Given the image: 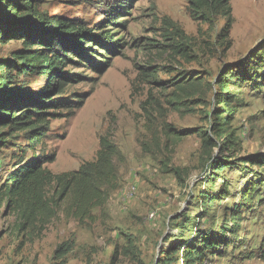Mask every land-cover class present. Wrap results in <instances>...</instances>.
Masks as SVG:
<instances>
[{
	"label": "rangeland",
	"instance_id": "rangeland-1",
	"mask_svg": "<svg viewBox=\"0 0 264 264\" xmlns=\"http://www.w3.org/2000/svg\"><path fill=\"white\" fill-rule=\"evenodd\" d=\"M42 1L43 14L89 26L104 22L106 4L126 3L124 18L116 27L122 49L114 56L92 47L109 57L110 67L104 73L91 70L87 63L73 67L72 72L84 80L70 85L63 97H85L84 106L71 118L53 120L42 144L30 148L21 133L9 139L0 150V187L20 158L28 161L56 153V161L46 166L52 173L78 170L96 159L100 138L108 131L124 161H117L118 189L111 192L105 208L93 211L94 223L79 224L60 213L42 235L33 231L21 235L14 227L15 216L0 206V264H184L185 241L196 233L216 235L221 226L228 227L233 244L217 253L195 252L188 264H264V166L241 162L249 155L264 160V0L231 1L232 45L224 51L215 45L224 22L216 32H209L206 25L192 20L187 0ZM164 18L193 37L195 60L175 61L151 49L152 44H165ZM21 48L20 41L2 44L0 38V63ZM227 66L246 70L245 80L232 88L237 112L231 127L242 152L234 158L236 164L213 182L210 164L202 161L203 143L198 134L165 150L161 126L167 121L177 130L206 128V113L214 111L213 94L206 108L182 115L167 103L172 90L167 82L186 72L215 83ZM145 67L154 68L162 86L149 78L140 80ZM27 82L31 89H40L45 79L29 78ZM143 106L153 114L151 121ZM220 155L216 150L215 156ZM168 157L172 167L185 172L182 179L164 171ZM220 191H227L228 197L218 198ZM233 219L237 220L233 223Z\"/></svg>",
	"mask_w": 264,
	"mask_h": 264
},
{
	"label": "trees",
	"instance_id": "trees-1",
	"mask_svg": "<svg viewBox=\"0 0 264 264\" xmlns=\"http://www.w3.org/2000/svg\"><path fill=\"white\" fill-rule=\"evenodd\" d=\"M231 1L187 0L192 20L206 25L209 32H216L220 22H224L215 42L222 51L232 45L230 35L234 17ZM42 2L2 1L1 43L20 41L22 48L12 51L10 57L0 63V150L13 135L20 133L25 136L30 148L35 149L42 144L53 120L71 118L84 106L85 97H63L70 85L84 80L72 72L73 67L87 63L91 70L104 73L110 67L109 57L99 55L92 47L114 56L122 49V40L118 39L116 27L120 26L119 21L124 18L128 8L124 6L126 3L106 4L104 22L89 26L80 20L43 14L40 11ZM163 22L166 26L162 35L165 44H152L151 49L158 50L157 53L162 56L168 54L175 61L178 58L184 62L195 60V46H191L193 37L169 18H164ZM95 54L101 59H97ZM153 69H141L143 73L140 74V80L149 78L150 82L162 86ZM245 71L227 66L215 83L202 75L191 77L186 72L177 74L167 82L172 89L167 103L172 111L182 115L194 113L197 107L206 108L209 95L215 97L212 102L214 111L206 113V128L177 130L167 121L161 126L167 141L165 150L169 147L173 149L189 135L198 134L203 143L202 161L210 164L213 175L210 180L213 182L222 177L224 169L236 164L234 162L237 159L234 158L242 152L241 142L231 127L237 112L233 107L236 97L232 88L245 80ZM29 78H44V85L40 89H31L27 82ZM162 90L166 88L162 87ZM142 110L151 121L153 114L144 106ZM156 143L160 148L159 140ZM216 150L221 152L220 157L215 156ZM170 152L174 153L173 150ZM96 154L94 161L85 162L78 170L61 174H54L46 167L48 163L56 161V153L34 156L28 161L20 158L0 187V206H5L8 213L15 216L16 231L21 235L30 231L42 235L60 213L79 224L94 223L96 217L93 211L105 208L111 192L118 189L117 161H124L123 153L110 131L100 138ZM241 160L244 165L260 163L264 166V160L258 155H249ZM171 161L168 157L164 162V171L182 179L185 172L172 167ZM216 194L218 198L219 195H229L227 191ZM207 200L214 201L215 198L209 197ZM233 220L234 223L237 219ZM218 230L216 235L196 233L190 239L187 238L181 255L183 263L188 264L195 252L202 254L210 250L217 253L221 248H229L233 240L228 238V227L221 226Z\"/></svg>",
	"mask_w": 264,
	"mask_h": 264
},
{
	"label": "built area",
	"instance_id": "built-area-1",
	"mask_svg": "<svg viewBox=\"0 0 264 264\" xmlns=\"http://www.w3.org/2000/svg\"><path fill=\"white\" fill-rule=\"evenodd\" d=\"M152 216H154V214H152Z\"/></svg>",
	"mask_w": 264,
	"mask_h": 264
}]
</instances>
